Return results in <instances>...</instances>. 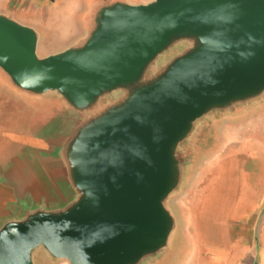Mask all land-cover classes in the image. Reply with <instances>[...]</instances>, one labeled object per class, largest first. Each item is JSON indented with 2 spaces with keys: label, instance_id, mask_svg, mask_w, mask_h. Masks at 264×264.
I'll return each instance as SVG.
<instances>
[{
  "label": "rangeland",
  "instance_id": "obj_1",
  "mask_svg": "<svg viewBox=\"0 0 264 264\" xmlns=\"http://www.w3.org/2000/svg\"><path fill=\"white\" fill-rule=\"evenodd\" d=\"M241 18L173 33L131 77L85 91L23 87L0 56V127L7 131L0 141V169L8 168L2 178L18 195V226L66 224L96 186L109 192L118 186L123 176L116 154L135 114L179 74L209 61L242 30ZM96 25V35L88 38L40 39L30 32L31 54L39 64L92 58L110 27L108 20ZM156 167L154 221L98 256L66 255L37 243L26 249L21 264L195 263L186 228L202 198L227 173L243 185L253 176L264 178V68L231 91L204 95L162 137Z\"/></svg>",
  "mask_w": 264,
  "mask_h": 264
},
{
  "label": "water",
  "instance_id": "obj_2",
  "mask_svg": "<svg viewBox=\"0 0 264 264\" xmlns=\"http://www.w3.org/2000/svg\"><path fill=\"white\" fill-rule=\"evenodd\" d=\"M242 17V30L207 62L184 71L142 105L117 150L123 181L102 185L72 220L60 226H10L0 236V264H21L26 249L46 243L66 255L94 257L114 249L126 235L155 220L156 151L162 137L204 95L228 92L264 68V0H158L135 15L108 20L95 56L63 64H39L30 32L0 20V56L23 87L85 91L129 78L171 34L221 18ZM135 234V233H134Z\"/></svg>",
  "mask_w": 264,
  "mask_h": 264
},
{
  "label": "crops",
  "instance_id": "obj_3",
  "mask_svg": "<svg viewBox=\"0 0 264 264\" xmlns=\"http://www.w3.org/2000/svg\"><path fill=\"white\" fill-rule=\"evenodd\" d=\"M157 2L0 0V20L32 32L40 39L47 36L88 38L96 35V22L135 15ZM5 132L4 126L0 127L1 142ZM7 172L8 168L0 169V236L6 228L19 224V216L14 211L18 208L15 200L18 195L9 179L2 178ZM234 176L227 173L221 177L215 191L199 202L198 212L186 228L191 232L194 247L190 260L195 263L191 264H264V178L253 176L243 185Z\"/></svg>",
  "mask_w": 264,
  "mask_h": 264
}]
</instances>
